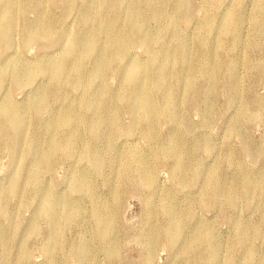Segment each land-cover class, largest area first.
I'll return each mask as SVG.
<instances>
[{"label": "rangeland", "instance_id": "374dc122", "mask_svg": "<svg viewBox=\"0 0 264 264\" xmlns=\"http://www.w3.org/2000/svg\"><path fill=\"white\" fill-rule=\"evenodd\" d=\"M173 1L176 0H169V8ZM256 1L190 0L187 18H178L174 23L166 24L164 29L162 42L166 49L185 39L189 46L184 50L182 47V53L190 55L192 59L198 52H205L210 58L220 54L224 59V69L217 73L214 81H208L202 76L195 77V92L186 91L183 83H179L174 100L183 104V112L178 124L175 125L162 116L156 121L159 143L166 141L171 134H178L191 145V159L198 166L195 173L191 171L182 183L176 182L174 175L177 176L178 173L173 171L175 155L169 153L163 158H157L154 148L143 135V123H137L131 129L137 113L123 111L117 118L112 150L102 149L93 156L84 154L89 134L83 129L79 145L72 157L56 162L52 169L47 168L42 174V186L46 185L68 203L79 205L81 214L67 219L61 204V208H58L59 220L49 225L38 217L37 200H33L29 206H22L23 195L36 186L39 187L29 181L28 172L23 173L18 191L9 199L10 209L14 210L13 219L17 221V230L12 225L9 227L10 232L13 231V240L8 246L10 260L6 264H92L90 259L93 257L89 252L83 254L82 261L73 254L86 230L94 228L91 220V196L80 188V180H75L79 172L85 173L92 180L91 185L96 186L100 195L110 199L108 224L116 231L117 241L113 254H108L101 248L102 243L98 238L92 239L90 245L97 249L94 260L100 264H264L262 193L249 195L242 191L233 205L227 203L225 193L221 192L217 194L215 203L209 204L206 198L216 192H212V189L205 190L203 184V175L215 172L220 175L224 185L232 180L241 184L244 175L253 180L258 179V183L262 185L264 183V37L262 28L255 21ZM79 8L80 1L76 2L71 11H67L63 3L59 6L49 4L46 7L57 22L59 34L66 28L74 33L80 31ZM233 10L243 18L239 26L240 42L236 47L232 46L235 33H224L220 30L223 17ZM165 11L168 12V9L165 8ZM145 13L148 14L146 27L154 32L159 30L160 23L151 11L146 9ZM28 17L33 19L35 12L29 11ZM22 18L15 30L18 33L14 34V46L7 51L0 47V67L18 58L21 67L26 68L37 57L44 58L45 55H40L44 50L62 52L61 41H36L25 45L20 30ZM220 42L223 46L218 45ZM151 44L156 49L161 45L157 42V46L156 41ZM125 52L126 56L119 65L132 63L151 72V78H155L157 64L149 57L144 45L129 44ZM89 65L90 61L86 63V69ZM165 68L169 75L174 73L173 62H168ZM232 73L241 81L237 96L230 89ZM172 79L175 80L176 76L173 75ZM39 81L46 84L47 78ZM107 81L109 89L101 102L100 98H93L97 90L104 88L97 82L89 90L90 93L70 88L61 89L58 94L60 96L51 98L50 108L61 110L69 104L82 106L92 99L108 115L119 108L120 103L126 105L128 101L123 100L125 90L119 75L108 74ZM130 85L132 84H128L126 88ZM12 86L13 83L9 80L8 85L1 88L0 103L3 99L10 98L22 106L34 94L31 84L25 85L23 89H13ZM153 93L156 101L161 103L163 91L156 88ZM118 96H121L119 100ZM196 99L198 104H194ZM204 101L210 106L208 120L202 112ZM85 110L87 115L94 116L96 113V108L93 107ZM48 119V113L38 120L32 117V113L26 118L27 129L34 128V144L44 143ZM111 121L112 118L106 116L103 122L105 129L112 124ZM196 141H200L203 147H196ZM245 144L249 150L245 149ZM132 146H137L151 161L154 173L152 182L143 180L136 171L133 172V179L121 180L120 164L117 160L106 169L100 170L99 163L104 158L115 157L118 151L126 152ZM12 148L8 144L0 146V191L8 188L13 172L19 168L18 164L26 161L24 163L28 165L33 162V146L29 149L27 144H23V149L17 153ZM230 153L232 157L234 155L235 161L229 159ZM12 156L15 157L12 159ZM175 206L184 216L174 245L170 246L163 240L159 230L161 225L170 220L169 211ZM189 206L192 207L191 211L185 215L184 212ZM255 224L258 227L253 228L249 234V246L253 254L248 256L245 245H237V239L240 231L248 227L247 225L255 227ZM206 230L211 232V237L203 242L198 237ZM28 232L29 256L23 263H15L13 260L17 254V241L19 238L22 240ZM50 234L55 237L48 246L52 251L51 255L43 252L41 248L46 245ZM1 246L2 242L0 253Z\"/></svg>", "mask_w": 264, "mask_h": 264}, {"label": "bare ground", "instance_id": "6f19581e", "mask_svg": "<svg viewBox=\"0 0 264 264\" xmlns=\"http://www.w3.org/2000/svg\"><path fill=\"white\" fill-rule=\"evenodd\" d=\"M77 1H80V31L74 33L66 28L63 33L59 34L57 22L46 9L47 5L59 6L63 3L66 10L71 11ZM189 6L190 0L173 1L171 8H169V0H0L1 50L7 51L14 46V34L18 33L15 30L21 17L23 18L20 30L25 45L36 41L62 42V47H60L62 52L53 53L54 51L44 50L40 55L43 54L45 57H37L36 61L26 68L21 67L18 58H14L0 67V90L8 85L9 80L13 83V89H23L27 84L34 87L33 96L22 106L17 105L10 98L3 99L0 103V146L8 144L13 147L12 151L15 153L21 152L23 144H27L29 149L33 146L31 152L33 162L28 165L24 163L26 161L18 164L19 168L13 172L10 185L5 191H0V242H2L0 262L2 264H6L10 260L8 246L13 240V231L10 232L9 227L12 225L17 230V221L13 219L14 210L10 209L9 199L18 191L20 176L23 173L28 172L29 181L39 187L36 186L23 195L22 206H29L33 200H37L39 203L38 217L47 221L49 225L55 220H59L58 208L59 206L61 208V204L67 219L81 214L79 205L68 203L62 196L48 189L46 185L42 186V174L47 168L52 169L56 162L72 157L75 148L79 145L83 129L89 134L84 154L93 156L97 152H101L102 149L112 150L113 134L118 124L117 118L123 111L137 113L131 129L133 130L137 123H143V135L154 148L157 158H163L169 153L175 155L173 171L178 173L177 176L174 175L176 182L182 183L188 173L194 172L195 168H198L191 159L190 144L178 134H171L166 141L159 143L155 127L159 116L170 120L175 125L181 121L183 104L174 100L180 82L183 83L186 91L195 92L194 79L196 76L214 81L217 73L224 69V59L220 54L210 58L205 52H198L193 56L194 59L190 55L183 54L182 47L184 50L189 46V42L185 39H181L179 44L175 43L172 47L169 46L168 49L163 44V32L166 24L174 23L178 18L186 19ZM165 8L168 9V12L165 11ZM146 9L150 10L159 21V30L154 32L146 27L148 15L145 13ZM31 10L35 12V17L30 20L28 13ZM255 12L256 24L262 28L264 37V0L256 1ZM242 19V16L233 10L227 13L220 23V30L224 33H235L233 47L238 46L240 42L239 26ZM153 41H156V45L157 42L161 43L159 48L156 49L152 46ZM133 43L144 45L149 52V57L156 62L158 70L155 78H151V72L140 69L132 63L119 65L121 59L126 56V46ZM218 45L223 46L222 42ZM88 61H90V65L86 69L85 65ZM168 62H173L175 67L172 75H169L165 68ZM108 74L119 75L125 90L123 100L128 101L126 105L120 103L119 108L108 114L113 120L108 129L103 126L104 119L108 115L92 99L82 106L69 104L61 110H51L50 100L54 96H60L58 94L61 89L70 88L90 93L89 90L97 82H100L101 87L104 86V88L97 90L95 95L93 94V98H100L101 102L105 92L109 89ZM173 75L176 76L175 80L172 79ZM41 78H47V83L43 84L39 81ZM181 79L182 81H180ZM230 83L232 93L236 96L239 95L241 81L235 73H232ZM128 84L132 85L126 88ZM156 88L163 91L161 103H158L154 96L153 89ZM119 97L121 98V96L117 97L118 100ZM194 104H198L197 99ZM203 105L202 112L205 113L208 120L210 106H207L205 101ZM90 107L96 108L94 116L85 114L87 112L85 108L89 109ZM30 113L36 120L46 113L49 114L46 124L47 135L42 144H34V128L28 130L26 127V118ZM195 146L203 147L200 141H196ZM245 149L249 150L250 148L245 144ZM14 157L12 156V159ZM233 157L230 153L229 159L233 160ZM114 160L120 164L121 180L133 179V172L136 171L143 180L152 182L154 174L152 163L137 146L128 148L126 152L118 151L115 157L104 158L99 163L100 170L106 169ZM203 177L205 190L212 189V192H216L206 198L209 204L215 203L217 194L221 192L225 193L228 204L235 203L237 195L242 191L249 195L262 193L264 196V183L262 185L258 183V179L253 180L248 175H244L241 184L232 180L227 185L222 183L217 172L209 175L204 174ZM75 180H80L82 184L80 188L91 196V220L94 228L86 230L83 239L73 250V254L82 261L83 254L89 252V255L91 254L93 257L90 259L91 263L100 264L94 260L97 249L90 245L92 239L98 238L102 243L101 248H104L108 254H113L114 244L117 241L116 231L108 224L110 212L108 202L110 199L98 193L96 186L91 185L92 180L85 173L79 172L78 178ZM191 208L189 206L184 214L189 213ZM169 216L170 220L160 226L159 232L163 240L173 246L176 235L181 229L184 215L175 206L169 211ZM247 226L240 231L237 245H245L244 249L248 256H252L253 250L249 246V234L258 225ZM30 232L22 240L19 238L17 241V254L13 260L15 263H23L29 256L27 238ZM210 237L211 232L206 230L198 238L204 242ZM54 239L52 234L47 237L46 245L41 246L43 252L52 254L48 246Z\"/></svg>", "mask_w": 264, "mask_h": 264}]
</instances>
